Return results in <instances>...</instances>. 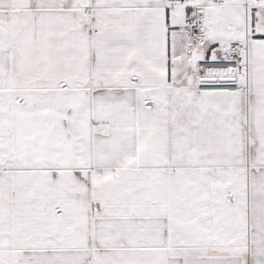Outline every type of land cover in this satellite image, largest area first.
<instances>
[{"label":"snow or ice","instance_id":"snow-or-ice-1","mask_svg":"<svg viewBox=\"0 0 264 264\" xmlns=\"http://www.w3.org/2000/svg\"><path fill=\"white\" fill-rule=\"evenodd\" d=\"M0 264H264V0H0Z\"/></svg>","mask_w":264,"mask_h":264}]
</instances>
